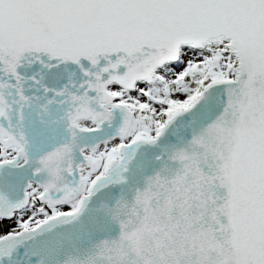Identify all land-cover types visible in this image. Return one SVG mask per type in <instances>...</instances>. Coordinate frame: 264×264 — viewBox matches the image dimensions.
<instances>
[{"label":"snow or ice","instance_id":"obj_1","mask_svg":"<svg viewBox=\"0 0 264 264\" xmlns=\"http://www.w3.org/2000/svg\"><path fill=\"white\" fill-rule=\"evenodd\" d=\"M0 264H264V0H0Z\"/></svg>","mask_w":264,"mask_h":264}]
</instances>
